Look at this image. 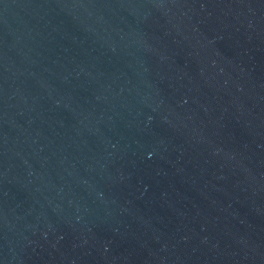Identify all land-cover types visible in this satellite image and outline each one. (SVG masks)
<instances>
[{"label":"water","instance_id":"95a60500","mask_svg":"<svg viewBox=\"0 0 264 264\" xmlns=\"http://www.w3.org/2000/svg\"><path fill=\"white\" fill-rule=\"evenodd\" d=\"M0 264H264V0H0Z\"/></svg>","mask_w":264,"mask_h":264}]
</instances>
